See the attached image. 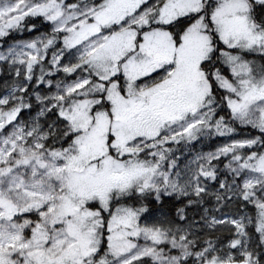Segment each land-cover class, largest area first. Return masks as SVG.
<instances>
[{"label":"snow or ice","instance_id":"snow-or-ice-1","mask_svg":"<svg viewBox=\"0 0 264 264\" xmlns=\"http://www.w3.org/2000/svg\"><path fill=\"white\" fill-rule=\"evenodd\" d=\"M0 264H264V0H0Z\"/></svg>","mask_w":264,"mask_h":264}]
</instances>
